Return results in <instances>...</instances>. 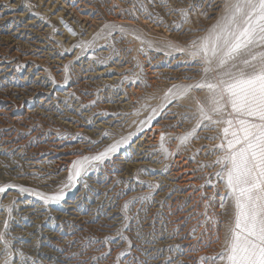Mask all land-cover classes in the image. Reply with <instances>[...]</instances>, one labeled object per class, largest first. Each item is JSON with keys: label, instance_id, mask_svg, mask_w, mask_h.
Masks as SVG:
<instances>
[{"label": "rangeland", "instance_id": "1", "mask_svg": "<svg viewBox=\"0 0 264 264\" xmlns=\"http://www.w3.org/2000/svg\"><path fill=\"white\" fill-rule=\"evenodd\" d=\"M222 8L223 0H0V186L52 193L81 154L96 153L138 127L148 135L140 143L142 136H133L137 140L124 151L126 144L68 190L66 197L78 200L73 211L91 217L85 223L66 210V197L45 206L18 187L0 194V231L16 253L12 264H21L20 251L39 264H223L202 258L216 257L224 248L233 203L220 207L225 186L214 175L215 188L200 185L221 167L204 165L221 155L211 146L221 142L226 125L198 129V138L165 158L158 150L161 132L176 153L174 137L196 124L195 101L181 99L150 127L140 124L164 103L171 85L191 83L186 76L198 78L197 66L180 63L184 55H166L164 45L204 35ZM176 9L188 10L187 23ZM106 24L123 25L125 31ZM177 24H182L179 30ZM178 159L189 168L178 176L189 177L182 188L171 178ZM148 193L149 200L130 203L125 221V202ZM205 211L215 222L204 223ZM118 232L132 242L130 254L119 260L120 252L129 251L128 242L104 241ZM4 259L0 252V264Z\"/></svg>", "mask_w": 264, "mask_h": 264}, {"label": "snow or ice", "instance_id": "2", "mask_svg": "<svg viewBox=\"0 0 264 264\" xmlns=\"http://www.w3.org/2000/svg\"><path fill=\"white\" fill-rule=\"evenodd\" d=\"M176 11L181 13L182 23H187L188 10ZM160 22H163L162 19ZM104 27L125 31L123 25L106 24ZM181 27L182 24L175 25L177 30ZM69 31L72 29L69 28ZM203 31L204 35L193 38L187 44L168 41L164 45V48L168 49L166 55H184L187 59L180 63L197 66L195 71L198 78L186 76L185 79L192 81L191 83L171 85L164 94V103L153 108L140 124L150 127L156 117L170 104L181 99L191 97L195 101L196 111L193 115L197 118L196 124L189 131L174 137L179 140L176 153L170 151L166 145L168 134L161 132L158 150L165 158L178 154L182 145L193 138H198L196 135L198 129L226 125L222 129L221 142L211 146L212 151H219L221 155L212 163L204 165L221 167L219 171L209 174V178L200 185V188L206 186L215 188L216 184L211 179L213 175L222 180L225 192L221 196L220 207L225 208L226 202L231 200L234 213L225 234V246L221 253L216 257L202 259H219L223 264H264V0H223L221 14ZM136 38L140 39L139 36ZM82 43L87 45L91 42ZM148 46L152 47L151 42H148ZM140 51H144L143 47ZM67 69L68 65L65 66L66 71ZM67 81L68 77L65 76V83ZM52 83L55 84L56 81L53 79ZM194 92H202L204 95L195 96ZM180 115L187 118L188 113ZM142 131L143 127H138L136 132L105 145L96 153L78 156L71 162L66 180L52 193H43L23 186L4 185L0 186V194L5 193L8 188L18 187L22 193H31L39 197L45 206L60 204L68 190L89 172L98 170L100 165L111 160L123 145ZM108 135L107 132L103 133L104 137ZM98 142L91 141L92 144ZM192 158L194 159V156ZM141 183L149 187H159L152 185L150 181ZM151 195L152 193H148L126 201L122 207L124 220L130 219L127 215L130 203L149 200ZM208 207L209 205L205 203L206 210ZM8 211L11 213L10 207ZM203 215L206 217L204 223L208 220L215 222L214 217H207V211ZM5 227L7 228V222ZM192 231L195 232V228ZM117 238L127 241L129 245V251L118 254L119 260L130 254L132 242L122 232H118L115 237L107 236L104 241L107 243ZM0 242L4 244V248L0 249L5 255L2 264H12L16 253L12 251V242L5 239L3 231H0ZM110 251L111 249L102 256L110 254ZM18 254L21 264H29V261L31 264H39L37 260L26 257L22 251Z\"/></svg>", "mask_w": 264, "mask_h": 264}, {"label": "bare ground", "instance_id": "3", "mask_svg": "<svg viewBox=\"0 0 264 264\" xmlns=\"http://www.w3.org/2000/svg\"><path fill=\"white\" fill-rule=\"evenodd\" d=\"M61 1V0H60ZM27 60V59H26ZM5 62V61H4ZM154 71V70H153ZM41 73V72H40ZM44 74V73H43ZM189 82V81H188ZM23 95V94H22ZM36 97V96H35ZM179 101H181V100H179ZM185 102V101H184ZM183 105H185V103L183 104ZM185 106H187V105H185ZM190 109V108H189ZM152 128V127H151ZM154 129H156L157 130V126L156 127H153ZM145 129V128H144ZM218 130V129H217ZM216 130V131H217ZM144 131V130H143ZM139 132V134H137V135H135V137L136 138H139V137H141V139L138 141V143H140V141H142V140H144V137H148V135H147V133H145V132ZM219 131V130H218ZM220 132V131H219ZM158 134V133H157ZM223 135V132L221 133V136ZM135 137H132V139L134 140V139H136ZM137 140V139H136ZM148 141H150V139H148ZM131 141H129L126 145H125V147H122L121 148V151H124L123 149L124 148H126L127 146H129V143H130ZM53 144V143H52ZM147 144V143H146ZM149 144V143H148ZM47 151V150H46ZM37 157V156H36ZM180 160L181 159H178L177 161L179 162H176L177 164L175 165L174 164V171L172 172V174L173 175H171L172 177L171 178H175V183H172V185H177V186H179V187H184L185 185H187L189 182H188V179H189V177L187 178L186 176H188V175H186L185 174V176H184V178L181 180H178V176H180V174H182V173H184L185 171H189V168H185V166H186V162L184 161V163L183 164H181L180 163ZM173 165V164H172ZM188 166H190V165H188ZM160 167V166H159ZM173 168V167H172ZM170 170V169H169ZM186 177V178H185ZM194 182V181H193ZM188 193V192H187ZM186 193V194H187ZM183 195V194H182ZM190 196V195H189ZM66 205H65V208H66V210L67 211H69V213H72V215L74 214V219L75 220H77V222H79V224H81V223H85L87 220H89L91 217H89V216H87L86 214H84V213H82V212H77V213H75L74 211H73V209L76 207L75 205H77V201L78 200H72L73 198H72V196H69V197H66ZM193 207V206H192ZM63 208V207H62ZM64 208V209H65ZM90 208V207H89ZM67 213V212H66ZM64 215H65V213H64ZM89 215V214H88ZM61 217H63V215L61 216ZM72 217H71V220L73 219ZM54 233V232H53ZM52 235V234H51ZM49 236V235H48ZM51 237V236H50ZM170 243V245H175V242H176V240L175 241H169ZM157 247L158 248H162V243H159L158 245H157ZM163 260V259H162Z\"/></svg>", "mask_w": 264, "mask_h": 264}]
</instances>
